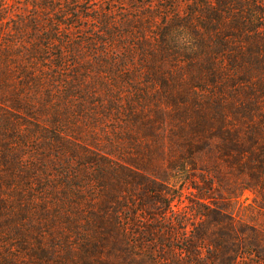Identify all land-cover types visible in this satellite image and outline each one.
<instances>
[{
    "label": "rangeland",
    "instance_id": "obj_1",
    "mask_svg": "<svg viewBox=\"0 0 264 264\" xmlns=\"http://www.w3.org/2000/svg\"><path fill=\"white\" fill-rule=\"evenodd\" d=\"M22 2L3 1L7 13L15 18L12 20L13 25L21 19L20 13L24 10L20 7ZM108 2L110 0L77 3L74 9L66 11L73 12V17L68 20L63 19L66 12L60 11L58 14L60 18L62 14L63 23L59 28H63L60 37L63 44H68V50L74 51V46H80L82 50L79 59L73 55L69 58L70 69L75 62L82 64L81 83H78L79 79H73L77 82L73 86L79 87L72 90L66 83L56 88L36 90L37 93L35 87H23V81L16 78L20 75L15 72L10 73L6 79L5 93L21 97L23 107L0 101V141L8 145V157L0 161V264H62L61 261L72 256L73 260L69 263L76 264L75 258L79 260L84 255L82 244L88 230L82 212L91 206L106 217L108 229H112L118 217V221L124 220L122 225L128 229L129 234L126 238L121 232V235L112 233V243L104 244L101 252L94 253V258L87 259L86 263L101 260L105 264H125L124 258L129 252L136 257H146L150 250L148 230L159 227L155 219L160 220L164 215L161 210L138 211L135 214V207L158 205L155 193L151 194V191L156 192L157 189L170 192L169 217L181 214L191 220L189 213L201 194L210 195V189L214 188L219 189L218 195H215L216 200L229 199V212L232 215L246 224L264 229V204L260 206L259 196L253 191H243L237 187L241 182L237 178L239 175L227 177L228 189L237 195L229 194L223 187L227 185L222 186L219 179L212 175L217 165L218 169H227L225 162L217 163L221 155L220 145L223 143L220 139H213L215 145L211 143L214 131H203L195 139L198 149L194 155L181 143L183 138L178 136V129L184 127L183 122L175 111L177 108L166 102L165 97L171 99V94H176V90H180V94L184 90L183 85L177 89L174 84L172 87L176 90L172 88L173 91L155 82L137 87L115 75L117 83H112L108 89L101 72L103 69L99 66L103 57L95 55L103 50L97 43L99 40L107 41V37L98 33L104 27L94 17L120 21L125 18V14L135 17L141 16V12L147 13L146 10L137 11L128 0H116L113 4ZM137 2L147 5L154 1ZM60 5L62 3L56 7ZM134 8L136 12L130 11ZM123 10L127 11L123 13ZM46 26L44 29L52 27L48 21ZM26 31L29 32L28 29ZM123 39H117V45L122 44ZM117 45L111 43L108 48L116 57L121 56V48H117ZM91 49L94 53L89 54H93V59L91 62H83L89 59L83 55V51L89 52ZM138 59H132L131 69L135 76L133 78L141 84L143 75L136 76ZM192 83L188 81L185 87L191 91L196 86L200 92L192 90L190 94L200 103L205 102L203 105L208 101L226 99L224 103L244 107L247 102L232 94L223 98L219 93L213 94L216 85L210 82ZM47 92H50L49 95ZM143 95L146 97L144 104H147V109L144 113H137L133 119L128 118L123 111L127 109L126 104L138 102L141 106L140 97ZM194 97H189V102L194 101ZM131 98L134 100L129 103ZM227 116L230 126H239L236 118L229 113ZM9 117L17 126L11 125ZM9 128L16 133V139L8 132ZM259 140L264 141L262 138ZM49 141L54 144L51 145ZM0 152L3 155L1 143ZM97 156L102 159L104 169L107 170V174H99V181L105 184L102 192L98 182L94 186L90 183L94 166L89 161ZM130 160H135L142 167L132 166ZM147 178L153 182L157 180L154 182L155 187ZM147 183L151 184L150 188H146ZM122 206H130L132 209L121 211ZM93 233L91 242L94 245ZM127 242L132 246L125 248ZM42 248L47 255L42 254ZM154 257L159 259V252Z\"/></svg>",
    "mask_w": 264,
    "mask_h": 264
},
{
    "label": "trees",
    "instance_id": "obj_2",
    "mask_svg": "<svg viewBox=\"0 0 264 264\" xmlns=\"http://www.w3.org/2000/svg\"><path fill=\"white\" fill-rule=\"evenodd\" d=\"M3 1L0 0V101L23 107L21 97L5 93L6 79L12 72L20 75L16 78L23 81V87H35V91L56 88L66 83L72 90L79 87L73 86L77 84L73 79H79L78 83H81L82 64L75 62L70 69L69 58L73 55L79 59L82 50L80 46H74V51L68 50V44H63L64 41L60 39L63 28H59L63 23L62 14L61 18L58 14L74 9L77 3L88 4L97 0H23L20 4L21 9L24 8L20 13L21 19L15 21L14 25L12 20L15 18L7 13ZM115 1L110 0L108 4ZM152 1L154 2L144 5V2L139 4L137 0H128L137 11L146 10L147 13L141 12V16L135 17L125 14L121 23L118 19L112 21L101 18L102 16L94 17L104 27L98 33L107 37V41L99 40L97 43V46L103 47L102 53L95 54L103 57L99 66L103 69L101 72L104 82L110 89L112 83H117L114 76L118 75V79L137 87L155 82L162 88L173 91L172 88L176 90L172 87L174 84L177 89L179 85H183L184 90L180 94V90H176V94H171V99L165 97L166 102L177 108L175 111L183 122L184 127L178 129V136L183 138L181 143L194 155L198 149L195 139L203 131H214L211 143L213 139H220L223 143L220 145L221 155L217 163L225 162L227 169H218L217 165L212 175L219 179L222 186L227 185L223 187L232 195L237 194L228 189L227 177L239 175L237 178L241 182L237 187L243 191H253L260 199L258 201L255 198L256 203L258 201L261 206L264 204V141L259 138L264 139V0ZM60 3L62 5L56 7ZM135 8L130 11L136 12ZM123 11L125 13L127 10ZM72 17L73 12H66L63 19ZM78 17L81 19V16ZM46 21L51 24V28L44 29L47 27ZM117 27L120 29L117 30ZM121 38H124V42L117 45V39ZM127 39L132 40L126 41ZM111 43L121 48V56L116 57L110 53L108 48ZM89 53L94 51H83V55L89 58L83 62H91L93 54ZM133 58H139L136 76L143 75L141 84L132 75ZM118 69L120 71L115 72ZM188 81L191 85L193 81L210 82L216 85L213 94L219 93L222 98L232 94L247 102L244 107L224 103L226 99H221L223 102L208 101L203 105L205 102L200 103L190 94L192 90L200 92L196 86L193 85L194 89L191 91L186 89ZM49 93L47 92L48 95ZM189 97H194V101L189 102ZM140 99L141 106L136 101L132 103L133 98L129 102L132 104H126L127 109L123 111L128 118L133 119L137 113H144L147 109V104H144L145 95ZM228 113L239 122L238 127L229 125ZM118 114L121 112L118 111ZM8 120L11 125L17 126L11 117ZM9 131L16 139L14 130L9 128ZM0 143L4 148L3 155H0L2 162L8 157V145ZM49 143L54 144L51 141ZM90 159L89 163L94 166L90 183L94 186L98 182L102 192L105 184L99 181V174H107V170L99 156ZM130 163L136 168L142 167L135 160H130ZM128 169L133 171L132 168ZM147 180L153 182L150 178ZM154 182L152 187L156 185ZM148 186L150 188L151 184L147 183L146 188ZM211 186L214 187L213 183ZM210 191V195L201 194L199 201L191 208L189 215L193 222L188 216L181 214L168 216L167 212L171 207L169 190L151 191V194L155 193L158 205H138L135 207V214L138 211L161 210L164 217L155 219L159 227L148 230V256L136 257L129 252L124 258L125 264H264V229L237 219L229 212V199L224 197L225 201L216 200L215 195H218L219 189L211 188ZM135 204L136 202L134 206ZM126 209L131 210L132 207L120 208L121 211ZM82 215L86 218L84 221L88 230L82 244L84 255L79 260L75 258L76 264H90L86 263L87 259L94 258V253H100L104 244L112 243V233L121 232L124 237L129 234L128 229L122 225L124 220L118 221V217L112 229H108L106 217L93 206L84 210ZM92 232L95 235L94 245L91 242L94 238ZM128 245L132 246L127 242L125 248ZM158 252L159 259L154 257ZM42 254L47 255V252L43 249ZM72 257L65 258L61 261L62 264H70ZM92 264L105 263L97 260Z\"/></svg>",
    "mask_w": 264,
    "mask_h": 264
}]
</instances>
